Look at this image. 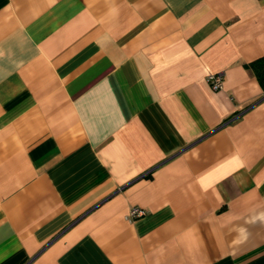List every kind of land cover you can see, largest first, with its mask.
<instances>
[{"label": "crops", "instance_id": "obj_1", "mask_svg": "<svg viewBox=\"0 0 264 264\" xmlns=\"http://www.w3.org/2000/svg\"><path fill=\"white\" fill-rule=\"evenodd\" d=\"M262 58L264 0H0V264H264Z\"/></svg>", "mask_w": 264, "mask_h": 264}, {"label": "built area", "instance_id": "obj_2", "mask_svg": "<svg viewBox=\"0 0 264 264\" xmlns=\"http://www.w3.org/2000/svg\"><path fill=\"white\" fill-rule=\"evenodd\" d=\"M207 81L213 90L219 91L223 89L224 79H223L222 74L210 75ZM146 215H147L146 210L139 208V207H134L131 209L128 219L136 220L139 218H143Z\"/></svg>", "mask_w": 264, "mask_h": 264}, {"label": "trees", "instance_id": "obj_3", "mask_svg": "<svg viewBox=\"0 0 264 264\" xmlns=\"http://www.w3.org/2000/svg\"><path fill=\"white\" fill-rule=\"evenodd\" d=\"M248 68L254 72L262 88L264 89V58L251 63L248 65Z\"/></svg>", "mask_w": 264, "mask_h": 264}]
</instances>
